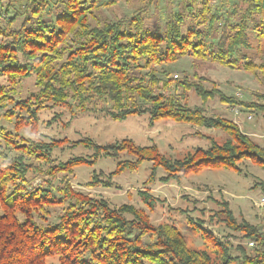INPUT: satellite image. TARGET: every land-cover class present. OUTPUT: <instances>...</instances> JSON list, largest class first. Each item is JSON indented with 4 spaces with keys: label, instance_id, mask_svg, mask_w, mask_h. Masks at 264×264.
<instances>
[{
    "label": "trees",
    "instance_id": "16d2710c",
    "mask_svg": "<svg viewBox=\"0 0 264 264\" xmlns=\"http://www.w3.org/2000/svg\"><path fill=\"white\" fill-rule=\"evenodd\" d=\"M137 1L128 16L106 21L97 11L113 0H0V19L5 20L0 23V264H48L49 258L58 264H264V231L237 223L226 202L216 214L219 221L253 241V253L237 246L239 256L231 257L228 243L196 224L192 229L202 245L217 252L212 258L189 246L176 226H153L142 210L126 204L110 207L104 199L74 190L66 178L75 167H91L99 158L121 153L135 161L118 163L109 179L142 161L166 172L164 182L204 167L238 171L243 161L264 170V149L233 121L209 117L186 103L193 91L203 104L217 97L264 115V93L240 101L214 84L204 88L196 73L179 77L161 69L158 76L153 69L189 57L263 80L264 0H224L228 8L213 7V0H167L154 21L148 14L162 0ZM31 77L36 91L19 98L21 81ZM62 105L113 121L147 115L153 125L170 119L222 131L227 139L216 143L208 138L206 149L167 159L155 145L140 147L128 139L101 145L83 138L74 147L92 154L61 161L53 156L62 145L58 141L30 139L19 130L35 132L40 111ZM60 175L64 180L54 185ZM92 179L90 186L111 187L108 180ZM146 234L155 235V241L145 245Z\"/></svg>",
    "mask_w": 264,
    "mask_h": 264
},
{
    "label": "rangeland",
    "instance_id": "374dc122",
    "mask_svg": "<svg viewBox=\"0 0 264 264\" xmlns=\"http://www.w3.org/2000/svg\"><path fill=\"white\" fill-rule=\"evenodd\" d=\"M108 1L110 0H100L103 3ZM138 2L113 0L110 6L99 8L97 16L106 21L128 16L138 6ZM166 2L167 0H162L157 7H151L148 17L152 21L156 12L160 14L164 12ZM170 2L177 3L176 0ZM225 4L224 0L212 1L213 7ZM15 6H18L17 2ZM225 7L228 8V5ZM0 23L4 24L5 20L0 19ZM260 47H264V40ZM258 57L256 55L254 60L257 61ZM153 69L157 71L158 76L161 69L168 70L172 76L183 72L189 76L196 73L195 76L199 78L195 79L196 82L202 84L204 88L210 89L214 84L225 96L235 97L240 101L250 102L254 98L253 93H264V79H258L243 71L220 67L209 61L195 62L185 57L172 65L154 66ZM18 91L19 98H25L31 92H35L33 78L22 80ZM19 98L16 97V100ZM186 103L190 108L201 109L209 117L233 121L242 133L264 149V115L261 112L241 105L224 104L217 97L203 104L193 91L188 92ZM35 130L33 132L29 128H21L19 133L30 139L58 141L62 145L54 150L53 156L61 161L73 156L87 157L92 154L91 150L82 146L74 147V142L83 138H90L101 145L122 139L131 140L140 147L155 145L158 153L167 159L182 158L197 148L206 149L210 143L208 138L216 143H222L227 139L224 132L216 129L200 128L170 119H162L150 125L147 115L129 116L123 121H113L100 113H77L71 105L40 111ZM121 161L135 160L126 153H121L117 157L99 158L91 167H75L73 173L66 178L74 190L95 199H104L110 207L118 208L126 204L142 210L153 226L158 227L159 224L176 226L189 246L208 252L212 258L217 257V252L210 245L205 243L202 245V239L192 229L196 224L212 233L220 242L228 243L231 257L239 256L237 246H241L249 254L253 253L255 245L248 244L251 240L244 239L239 231L227 228L216 214L226 202L237 223L244 221L257 225L259 230L264 231V207L259 205L264 199L263 169L250 161H243L239 163L238 171L204 167L197 172H190L181 178L164 182L162 178L167 176L166 172L161 168L154 170L151 162L142 161L133 169L124 170L109 179L108 175L115 171ZM93 175L101 181L108 180L111 187L106 188L100 185L102 183L96 187L90 186ZM39 180L35 178L34 185H38ZM59 180L64 178L58 176L53 184L57 185ZM126 218L131 219V216L126 215ZM190 220L194 225H189ZM155 239V235L146 234L143 243L147 245L153 243ZM47 263L58 264L56 258H49ZM236 264H240V261Z\"/></svg>",
    "mask_w": 264,
    "mask_h": 264
},
{
    "label": "built area",
    "instance_id": "2783aa9c",
    "mask_svg": "<svg viewBox=\"0 0 264 264\" xmlns=\"http://www.w3.org/2000/svg\"><path fill=\"white\" fill-rule=\"evenodd\" d=\"M259 205H260L261 207H264V199L260 201ZM248 244H249L250 246H253L254 243L251 241V242H249Z\"/></svg>",
    "mask_w": 264,
    "mask_h": 264
}]
</instances>
